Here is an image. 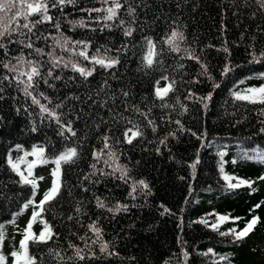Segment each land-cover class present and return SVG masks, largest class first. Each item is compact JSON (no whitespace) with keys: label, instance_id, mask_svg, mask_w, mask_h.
Segmentation results:
<instances>
[{"label":"trees","instance_id":"1","mask_svg":"<svg viewBox=\"0 0 264 264\" xmlns=\"http://www.w3.org/2000/svg\"><path fill=\"white\" fill-rule=\"evenodd\" d=\"M44 2L52 19L32 32L18 29L0 48V231L5 235L0 256L8 250L23 253L20 244L4 251L19 240L10 226L35 211L40 214L33 221L34 236L45 222L53 234L46 243L26 242L35 264H264V93L258 91L264 88V7L258 0H119L117 16L105 20L112 0L56 7L53 0ZM40 18L33 14L19 23ZM128 28L130 36L124 34ZM173 31L183 39H171ZM65 39L83 42L76 52L119 63L101 67L71 54L56 43ZM29 42L32 48L25 47ZM49 53L94 71L85 78L70 64L54 68ZM21 56L40 69L31 95L20 83L27 77L19 72L29 71L18 64ZM13 66L17 71L9 70ZM169 85L163 99L157 98L156 89ZM237 93L256 102L238 100ZM134 126L143 135L128 143L124 133ZM69 148L77 156L61 163L58 194L43 210L29 213L41 191L36 180L34 191L24 178L34 180L41 159L55 168V159ZM34 149H43L42 157L33 155ZM97 198L106 207H98ZM29 199L34 203L23 209ZM117 205L126 208L108 211ZM254 216L259 222L237 240L230 230L241 231ZM93 224L99 237L89 227ZM0 264L14 261L4 257Z\"/></svg>","mask_w":264,"mask_h":264},{"label":"snow or ice","instance_id":"2","mask_svg":"<svg viewBox=\"0 0 264 264\" xmlns=\"http://www.w3.org/2000/svg\"><path fill=\"white\" fill-rule=\"evenodd\" d=\"M74 0H53V7H56L58 5H63L65 3H73ZM108 0H105V3H107ZM258 2L261 4L262 7H264V0H258ZM113 3V7H109L107 8L105 11L108 13L104 19L105 20H113L116 16H117V10L120 9L122 7L121 3L119 2V0H112ZM91 11H100V9H92ZM48 12V5L46 2H44V0H39V2H31V0H0V48H4L5 45L3 44V40L10 38L13 33L17 32L18 29L20 28H24V29H28L29 32H32L33 28H35L36 24L39 23H43L45 21H50L52 18L47 15ZM134 13V9L129 8V15H132ZM33 14H39L40 15V19L36 20L35 23H23L20 24L19 21L21 19L28 21L29 17L32 16ZM81 26H83V22H80ZM120 24L123 25L124 21H120ZM107 26V25H106ZM57 28H59V25H56ZM126 36H130L132 34V29L128 28L127 30H125L124 33ZM177 36L180 37V39H183V35L182 34H178L177 32L173 31L171 33V39H175ZM12 42V41H10ZM171 42V40H170ZM23 43V42H21ZM63 50L71 53V54H75V55H79L81 57H83L85 60H90L92 62H94L95 64L100 65L101 67H114L117 63H119L118 59H104V58H97V57H89L86 50H81L79 52H76V46L82 44V41H75V42H70L69 40L65 39L63 44H60V41L56 42ZM72 44V47H67V45ZM149 45H151V41H148ZM25 47L27 48H32L33 44L31 42L25 44ZM88 46L87 44L84 45V48L86 49ZM35 51L37 53H42V49H35ZM50 56H52V64L53 67H57L59 66L62 62H63V58H56L52 53H49ZM147 59V63L150 66L152 64V59H151V52L149 54V57H146ZM18 64H26L27 67L29 68V71H21L19 72L20 76H26L27 77V81H20V83H23L25 85L24 87V91L26 95H31V92L28 91L29 88H32L33 85V80L35 77H39L41 75L40 73V69L39 66L37 65L36 62L31 61V60H27L25 61L23 56H21L20 58H18ZM69 64L72 67L73 71H77L80 73V75L84 76L85 78H87L88 76L92 75V71H94V69L92 70H86L83 67H79L76 63H72L70 60L67 62H63V66L64 67H68ZM5 68H9V65H4ZM10 71H17V68L15 66L11 67L9 69ZM52 71L49 70L48 72V76L51 77L52 76ZM59 77H57L58 79ZM167 79V78H165ZM47 82V81H45ZM171 89V85H169L168 87L164 88V89H156L155 95L157 98L159 99H163L164 94H166L169 90ZM249 92H256V89H249ZM261 93H264V88H261L258 90ZM43 95V94H41ZM125 95H127L125 93ZM45 99H47L45 97ZM206 99V98H205ZM236 99L238 100H248L251 103H255L256 100L251 99L248 96H244L241 95L239 93L236 94ZM261 103H264V99L260 100ZM33 103L35 104H39V100L36 99L35 97H33ZM59 107V105L57 106ZM41 110L43 112L49 113V115L53 116L56 118L57 123H59V118L55 116V113L50 112V110L44 106L41 105ZM141 115H145V118L147 119V115L145 113H141ZM148 123L150 126H152V130L155 132L156 131V127L154 124V121L152 120H148ZM177 124H179V121L176 122ZM62 127H65L64 125H61ZM68 127V131L72 132V135H75V132L72 131L70 125L67 126ZM136 128L135 131H133V129H127L124 133V137L126 139V142L131 143L132 140L138 136H142L143 132L139 129L138 126H134ZM129 132L132 133L131 137L128 135ZM63 134V133H61ZM108 137L105 136L104 140H105V144H104V148L107 149L109 148V144L107 143L108 141ZM164 141H161V143H163ZM33 155H38L41 156L43 155V149L39 150V153H37V151L34 149L33 150ZM109 156H114L115 153L113 152H108L107 153ZM77 156V150L75 148H69L66 152L61 153L54 161L56 167L52 170L51 175L52 177H54L51 187L50 189H48L47 191L44 192L42 199L39 201L38 207H40L43 210V205L49 201H51L52 199L55 198V196L58 194L59 192V185L57 183V180L55 179V177H57L60 173V165L61 163H70L74 161V158ZM94 156L97 157V159L99 158L97 154L94 153ZM9 164H11L13 170H15L17 168V165L12 163L11 159L8 161ZM41 163H45L46 161H44L43 159L40 160ZM235 163V161H233ZM105 163H107V161H105ZM33 164H29L28 168H29V175H31V169L33 168ZM93 167L95 168V165H93ZM192 167L194 168L195 165H192ZM122 171V177L121 178H125L127 177V173L124 170ZM221 172L224 171L223 167H221L220 169ZM40 180H43V177L39 178ZM85 179H88V177H85ZM225 180H229L230 177L225 176L224 177ZM261 179H264V177H261ZM24 183L26 184H31L32 189L35 191L37 188V183L35 180H28L27 178H24ZM240 183H248L249 186L251 185V182L248 181H241ZM139 184L142 185L144 188H147V185L144 183L143 180L139 181ZM240 184H229V187L231 188H236L239 187ZM87 190V189H85ZM133 191H135V187H133ZM34 203L33 200L29 199L27 203H25L23 205V209H27L30 205H32ZM97 206L104 208L106 207L105 204L99 199L97 198ZM256 208L260 207V204H257L255 206ZM121 208H126V206H122V205H117L115 209L113 208H108V211L112 212V211H120ZM77 211H79V209H77ZM40 213L37 212H33L32 217L30 218L24 233H23V239L20 241V248L23 249V253L21 254L20 252H12L11 256L14 257V264H19V261L21 259L24 260V264H35V258L31 257L28 255V250H27V246H26V242L29 240H36L39 242H47L48 239L52 238V233H51V229L48 226V224L45 222L44 224V231H42L38 237L34 236V234L32 233L31 229L33 226V221H35L36 217L39 215ZM19 215V213L17 214ZM221 220H225L227 219V217H220ZM201 223H207L206 221H200ZM259 222V217L254 216L251 220L246 222L245 228L242 229L239 232H236L235 229L230 230V232L232 234L235 235L236 239L239 240L241 238H243L244 236H246L251 230L254 229L255 225ZM90 229L97 235V237H99L100 235V229L97 228L94 224L89 226ZM213 229L216 228V225H212ZM3 228V225H0V229ZM222 236L223 235H228L229 233L227 232H221L220 233ZM5 235L2 231H0V243H2V241L4 240ZM95 242V241H94ZM71 246V245H70ZM107 249V245H102L101 246V251H106ZM81 251L80 249H77L76 251V256L83 260L84 256L81 255ZM211 251V250H209ZM58 255V254H57ZM62 259V257H61ZM221 259L226 260L227 257H221ZM4 261V257L0 256V262Z\"/></svg>","mask_w":264,"mask_h":264},{"label":"rangeland","instance_id":"3","mask_svg":"<svg viewBox=\"0 0 264 264\" xmlns=\"http://www.w3.org/2000/svg\"><path fill=\"white\" fill-rule=\"evenodd\" d=\"M37 2L36 0H33V3ZM54 168L52 167L51 163H41L38 167H36L33 176L31 177L32 179L36 180L39 184L40 187V191H41V195L38 201L35 202V204H33V206L30 208L29 207V213L31 212V210L36 207L37 209L39 201L42 199L43 194L45 191H47L48 189H50L52 181L54 179V177H52L51 172ZM43 177V180H40L39 178ZM28 213V214H29ZM30 218L29 215L26 214H22V216L19 217V219L10 226V229L12 230V234L14 236H17V238L19 239L17 241V243H10L8 244V246L5 248L4 251L8 250V247H12V246H16L17 244H20V241L23 239V233L24 230L29 222ZM38 226V225H37ZM19 229H22L21 231L18 232ZM37 229H40V226L37 227ZM5 259L7 258V261L9 262H13L14 257L11 256V252L8 250L6 256H4Z\"/></svg>","mask_w":264,"mask_h":264}]
</instances>
